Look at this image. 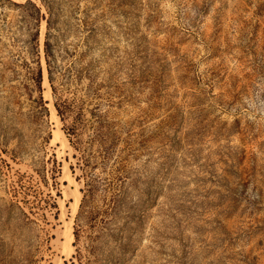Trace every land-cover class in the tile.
Returning a JSON list of instances; mask_svg holds the SVG:
<instances>
[{
  "label": "rangeland",
  "instance_id": "obj_1",
  "mask_svg": "<svg viewBox=\"0 0 264 264\" xmlns=\"http://www.w3.org/2000/svg\"><path fill=\"white\" fill-rule=\"evenodd\" d=\"M52 1L86 126L0 0V264H264V0Z\"/></svg>",
  "mask_w": 264,
  "mask_h": 264
},
{
  "label": "trees",
  "instance_id": "obj_2",
  "mask_svg": "<svg viewBox=\"0 0 264 264\" xmlns=\"http://www.w3.org/2000/svg\"><path fill=\"white\" fill-rule=\"evenodd\" d=\"M43 3L46 5L48 14L43 13L42 7H40L37 2L34 0H27L28 4H31L33 6L34 12L32 14H29V18L31 23H34V27H32V31L30 33L31 40L30 44L32 46V49H34V55H37L39 58L37 60L38 65L37 67H33L30 64L27 66V78L33 82V85L35 88L40 91L39 99L37 100L38 103L45 107V101L42 94L43 90V80H44V70L43 66L41 64V58H40V32H41V23L42 19L46 18L48 20V34H47V40H46V54L48 58V69L50 73V79L53 85V91L56 97V106L59 110V113L61 114L64 121L67 120L66 116L72 112L76 111L81 120L75 122L71 127L67 126V130H69V134H72L75 137H78L81 134V130L86 126V119H85V112L83 106H80L78 103L77 98H68L64 96L63 89L57 86L56 84V60L57 55L55 48L53 44L51 43V36H52V29L56 28V22L57 19L55 18L56 15V6L54 5L52 0H42ZM86 26L92 30L95 31V28L91 26L90 22H87ZM29 63V61H26ZM89 67L80 69L78 71L79 78H83V75L90 76V78L93 77V74L91 72V69H93L91 64L88 65ZM86 71V74L85 72ZM28 88L31 89L30 84L28 85Z\"/></svg>",
  "mask_w": 264,
  "mask_h": 264
}]
</instances>
